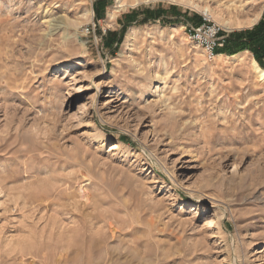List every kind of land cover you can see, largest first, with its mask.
Masks as SVG:
<instances>
[{"label":"rangeland","instance_id":"1","mask_svg":"<svg viewBox=\"0 0 264 264\" xmlns=\"http://www.w3.org/2000/svg\"><path fill=\"white\" fill-rule=\"evenodd\" d=\"M98 1L0 0V264H264V67L184 34L264 0Z\"/></svg>","mask_w":264,"mask_h":264},{"label":"trees","instance_id":"2","mask_svg":"<svg viewBox=\"0 0 264 264\" xmlns=\"http://www.w3.org/2000/svg\"><path fill=\"white\" fill-rule=\"evenodd\" d=\"M103 0H99L97 5H102ZM131 22V21H130ZM145 20L139 22L144 23ZM200 22L196 20L194 25H198ZM120 36H122L120 34ZM118 37V41H120ZM250 50L257 63L264 67V13L260 21L253 26L252 29L244 31H238L229 36L223 46L216 49V53L234 54L239 51ZM125 140V139H122Z\"/></svg>","mask_w":264,"mask_h":264},{"label":"built area","instance_id":"3","mask_svg":"<svg viewBox=\"0 0 264 264\" xmlns=\"http://www.w3.org/2000/svg\"><path fill=\"white\" fill-rule=\"evenodd\" d=\"M184 34L188 40L201 48L202 55L207 61L214 59L217 54L216 49L222 46L217 28L205 20L198 25L192 24L185 27Z\"/></svg>","mask_w":264,"mask_h":264},{"label":"bare ground","instance_id":"4","mask_svg":"<svg viewBox=\"0 0 264 264\" xmlns=\"http://www.w3.org/2000/svg\"><path fill=\"white\" fill-rule=\"evenodd\" d=\"M175 2L178 1V0H174ZM180 2L184 3V4H190V5H193V6H197V4L194 3L195 0H179ZM116 5L114 7L111 8V11L109 12V17L111 19L114 18L115 16V11L117 12L120 7L122 6V2L120 0H116ZM200 7V6H199ZM251 21V20H250ZM253 22V21H252ZM247 24V22H246ZM249 24V23H248ZM216 57H221V55H217ZM218 59V58H217ZM252 62V65H253V69L255 70V73L257 74V79L261 80V81H264V69L260 68L256 62L254 60L251 61Z\"/></svg>","mask_w":264,"mask_h":264}]
</instances>
